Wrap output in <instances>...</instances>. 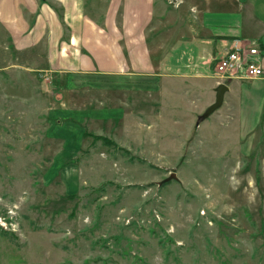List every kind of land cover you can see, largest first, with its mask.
<instances>
[{
    "label": "rangeland",
    "instance_id": "obj_1",
    "mask_svg": "<svg viewBox=\"0 0 264 264\" xmlns=\"http://www.w3.org/2000/svg\"><path fill=\"white\" fill-rule=\"evenodd\" d=\"M87 1L91 18L107 12ZM11 50L0 48V264H264V77L226 81L204 118L217 78L132 90ZM111 107L148 112L146 138L101 118ZM77 133L81 153L63 152Z\"/></svg>",
    "mask_w": 264,
    "mask_h": 264
},
{
    "label": "crops",
    "instance_id": "obj_2",
    "mask_svg": "<svg viewBox=\"0 0 264 264\" xmlns=\"http://www.w3.org/2000/svg\"><path fill=\"white\" fill-rule=\"evenodd\" d=\"M89 2L0 0V48L10 46L18 60L21 53L42 51L44 66H33L48 73L123 80V88L143 91L161 89L168 76L172 82L205 86L216 80L217 60L236 41L258 44L264 66V0H108L105 15L95 19L86 11ZM16 63L12 61L8 72L19 71ZM192 88L186 85L184 98ZM197 98L188 99L197 104ZM103 111L101 118L109 116V123L115 118L125 121L130 138H146L148 112L121 115L114 107L107 111L110 114ZM95 113L91 111L92 116ZM82 135H66L62 151L81 153L84 142L74 139ZM103 136L126 147L119 139Z\"/></svg>",
    "mask_w": 264,
    "mask_h": 264
},
{
    "label": "built area",
    "instance_id": "obj_3",
    "mask_svg": "<svg viewBox=\"0 0 264 264\" xmlns=\"http://www.w3.org/2000/svg\"><path fill=\"white\" fill-rule=\"evenodd\" d=\"M172 1L177 2L178 0ZM261 57L262 49L258 44L250 40L236 41L217 60L214 75L218 83L232 80H254L264 77V66Z\"/></svg>",
    "mask_w": 264,
    "mask_h": 264
},
{
    "label": "water",
    "instance_id": "obj_4",
    "mask_svg": "<svg viewBox=\"0 0 264 264\" xmlns=\"http://www.w3.org/2000/svg\"><path fill=\"white\" fill-rule=\"evenodd\" d=\"M229 87L225 83H220L216 88V101L211 104L205 113L202 115L204 118H208L210 115H212L214 112H216L224 103L225 94L228 91ZM171 179H178L176 173H171L169 177H167L164 181L160 182V185L163 184V182H167Z\"/></svg>",
    "mask_w": 264,
    "mask_h": 264
},
{
    "label": "trees",
    "instance_id": "obj_5",
    "mask_svg": "<svg viewBox=\"0 0 264 264\" xmlns=\"http://www.w3.org/2000/svg\"><path fill=\"white\" fill-rule=\"evenodd\" d=\"M96 139H104L105 141H109L107 137L101 136V135H94ZM110 142V141H109Z\"/></svg>",
    "mask_w": 264,
    "mask_h": 264
}]
</instances>
